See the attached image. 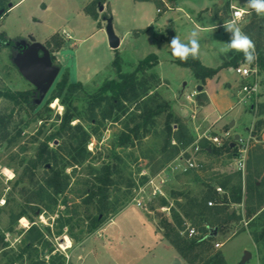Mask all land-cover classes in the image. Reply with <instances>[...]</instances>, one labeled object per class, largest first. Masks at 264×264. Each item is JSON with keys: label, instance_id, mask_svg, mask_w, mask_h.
Wrapping results in <instances>:
<instances>
[{"label": "rangeland", "instance_id": "obj_1", "mask_svg": "<svg viewBox=\"0 0 264 264\" xmlns=\"http://www.w3.org/2000/svg\"><path fill=\"white\" fill-rule=\"evenodd\" d=\"M91 1L10 0L14 6L0 17V32L5 35L0 41V91L32 90L36 102L35 109L28 112L14 107L12 122L7 127L9 134L4 136L0 129V236L4 235V242L8 244L5 250H21L26 230L34 224L41 229L50 228L52 235L48 238L66 254L71 264H173L175 258L180 259V264H186L164 238L161 228L162 220L170 216V208L176 206V199L171 197L173 192H190L192 196L201 191L210 192L198 184L202 180H209L212 188L221 186L228 196L234 185L241 186L243 198L248 196L250 180L262 182L264 190V72L259 71L255 78L257 92L246 103H240L239 88L251 79L241 78L235 72L234 68L241 64L231 62L236 52L224 55L219 51L223 43L230 40L223 24L231 19V5L246 10L238 25L245 34H250L255 47L260 44L263 50L264 17L254 15L256 13L246 6L247 0H175L173 7L162 6L160 10L154 0H103L102 10L99 2L97 7L93 6L98 16L95 18L85 10ZM107 18L111 19L114 32L121 39L116 49L109 45ZM254 22V29L248 30ZM257 25L262 28L261 32ZM194 30L198 32L199 60L216 69L215 74L206 79H197L189 68L177 64L169 46L175 36L187 42ZM22 40L26 45L41 43L50 51L53 65L59 68L51 86L37 88L21 74L16 59ZM150 53L156 54L158 60L148 70L156 75L154 89L163 100L171 102L178 122L186 127L192 141L185 136L176 143L180 129L177 131L172 125L171 146L177 144L178 153L168 159L173 148L166 145L164 113L156 117L154 125L140 138L121 145L119 136L129 113L138 112L133 105L127 113H118L116 121L115 111L106 119L99 111L94 121H90V115L75 119L72 124L81 122L90 133L86 145L89 153L81 163L65 168L69 176L65 191L56 196L49 189L48 195L42 188L48 190L45 180L50 164L29 165L40 143L55 136L64 112L58 98L52 99L46 107L56 82L68 72L70 81H80L93 91L104 79L115 77V69L110 65L116 54L123 59V71L128 72ZM198 86H202L200 91ZM87 103V100L75 101L80 110ZM126 104L129 107V103ZM13 106V102L0 96V115H8ZM204 133L220 135L223 145H212L209 151V141L202 137ZM236 134L244 139L251 136L243 171L236 169L234 155L223 150L227 143L236 140ZM195 141L201 146L198 151L192 145ZM58 143L59 139H50L49 146L55 148ZM184 151L199 163L198 170L168 173V164L175 162ZM108 162L118 170L112 175L114 184L109 195L112 210L97 228L89 231V216L95 213V207L84 201L87 198L83 195L84 182L94 180L100 167ZM158 174L166 179L161 193L152 195L151 188H147L140 198L146 206H137L139 185H144L149 177L159 180ZM176 174H181V178L176 179ZM194 174L200 181H196ZM208 196L215 201L212 192ZM162 197L169 202L167 207L161 206ZM214 204L207 203L211 211L216 206L223 207ZM230 210L235 211V216L220 227L211 242L214 249L223 253L227 264H264V246L255 249L246 233L249 228L244 203L232 205ZM23 211L25 215L19 217ZM219 216L225 219L224 213ZM66 221L69 225H63ZM60 228L62 232L57 235ZM187 228H195V224L188 223ZM217 242L220 243L218 248L215 247ZM245 251L250 252L247 260ZM2 253L0 249V264ZM16 263L22 264L20 260Z\"/></svg>", "mask_w": 264, "mask_h": 264}, {"label": "trees", "instance_id": "obj_2", "mask_svg": "<svg viewBox=\"0 0 264 264\" xmlns=\"http://www.w3.org/2000/svg\"><path fill=\"white\" fill-rule=\"evenodd\" d=\"M9 1L0 0V9H4L3 14L7 9H10L8 8ZM154 1L158 5V10L162 6L166 9L175 5V0ZM98 2L100 4L104 3L103 0H92L85 7V10L95 18L98 16L93 6L96 4L97 7L99 5ZM254 25H256L255 22L250 24L248 30L254 29ZM257 29L259 32L262 31L260 26ZM4 36L0 32V41L4 39ZM255 50L257 59L251 65L256 64L259 71L264 72V50L260 44H257ZM175 62L189 68L197 79H206L216 72L215 68L203 65L198 56L196 58L189 56L186 61L176 58ZM231 62L246 63L243 53H235L231 58ZM157 63L156 54L150 53L141 59L133 70L124 72L123 59L116 54L110 65V68L115 69V77L104 79L100 86L93 91L88 90L87 86L80 81H70L68 72L61 76L60 80L56 82L52 95L46 102V107H48L52 99L58 98L64 106L58 130L54 134L55 136H49L44 142L40 143L37 153L31 160V165H29L30 167H36L50 164V172L45 180L48 190L42 188L43 191L50 195L49 189H52L53 194L56 196L65 191L69 183V176L65 173V168L81 163L89 153L86 148L90 139L89 131L81 122L72 124V121L87 115H90V121H94L97 111L105 119L112 117L114 111L117 112L114 116L116 121L119 119L118 113H127L132 105L135 106L134 110L138 112L129 113V119L125 122L124 130L119 136L121 145H127L129 142L132 143L134 139L140 138L144 135L143 133L149 131L150 126L154 125L156 117L164 113L166 145L173 148V152L169 154L168 159L173 158L178 153V145L171 146L174 125L177 127V131L180 129L178 131L179 135L175 140L176 143L181 142L183 140L182 137L185 136L189 137V142L192 141V136L186 131V127L178 122L179 118L175 116L171 102L163 100L159 92L154 89L153 81L156 75L149 73L148 70ZM0 96L14 103L8 115H0V129L5 136L9 134L7 127L12 122L14 107L28 112L29 109H35L36 102H34L33 97L35 96L32 90L13 91L6 89L5 91H0ZM85 100L88 103L86 107L83 106L80 110L75 101ZM126 103H129V107L126 106ZM27 123L28 121H26L25 125ZM130 123H133V125L130 126ZM23 126H19L18 134H20ZM12 139H15V137ZM50 139H59V143L55 148L49 146ZM212 149H209V151ZM223 150L234 155L237 149L236 146L229 142L223 147ZM117 171V166H113L108 162L100 167L94 180H86L84 182L83 195L87 197L84 201L88 204L93 203L95 207V213L89 216V231L97 228L112 210L109 195L111 186L114 184L112 175ZM180 175L176 174V179H180ZM194 176L197 178L196 181H200L197 174H194ZM208 182L209 180H202L198 184H202L210 190L214 195V205H222V208L216 206L215 210L211 211L212 208L207 205L210 192L204 194L201 191L196 196H192L190 192L178 191L173 192L171 195L172 198L176 199V206L170 208V216L162 220L161 228L163 229L164 238L171 244L178 256L186 264H227L223 253L214 249L211 243L214 238L209 234L213 227H218L220 230V227L224 226L225 222L231 221L235 216V211L232 212L230 210L232 205L241 204L242 202L245 207L249 233L257 247L264 246V190L262 182L257 183V180L248 181V196H245V198L242 196L241 186H232L230 196H228L226 192L217 193L215 190L216 186L212 188ZM63 203L67 204V201L64 200ZM168 204L169 202L166 198L162 197L161 206L167 207ZM221 213L225 214V219L219 216ZM24 215L23 211L18 216ZM69 223V221H66L63 225H69ZM188 223L195 224V235H189ZM61 232L62 229L60 228L56 234L58 235ZM49 235H52V232L48 226H45V229H41L32 224L26 230L23 247L18 252L13 250L6 251L5 248L8 244L4 242V235H1L0 242H3V245L0 246V249L3 251L2 256H4L1 264H17L16 262L19 260L22 264H71L66 254L48 238Z\"/></svg>", "mask_w": 264, "mask_h": 264}, {"label": "built area", "instance_id": "obj_3", "mask_svg": "<svg viewBox=\"0 0 264 264\" xmlns=\"http://www.w3.org/2000/svg\"><path fill=\"white\" fill-rule=\"evenodd\" d=\"M232 8V12H231V19H233L235 12L240 11L242 13L241 18L239 20H241L244 16V14L246 13V10H244L243 8L231 5ZM238 20V21H239ZM246 63H241L240 65L236 66L235 72L244 79H251V82L249 83H244L241 85V87L239 88V93L240 95V103H246V101L249 98H252V96L257 92L258 89V81L255 80L256 76L258 75L259 69L258 66L256 64H253L249 67H247L245 65ZM228 133H224V135H227ZM202 137H205L208 141H209V147L207 149H210V147L212 145L214 146H222L223 145V137L221 138L220 135H214V136H208L207 134H202ZM200 139L201 135L198 136ZM250 137H248V139H244L239 135V138L237 140H235L234 142H231L232 145L236 146V153L233 156V160H234V164L236 166L237 170H244L245 168V159H246V153H247V144L250 140ZM193 148L195 151H198L201 149L200 143L199 141H195L193 144ZM200 167L199 163L196 161V159H194V157L191 156H186L185 151L181 152L176 158H175V162H173L172 164H168V173H187L191 170H198V168ZM145 175V172L142 174ZM159 180L156 181L155 176L154 177H149L146 179L144 185L140 186L139 185V189H138V193H137V197L135 198L137 201V206L143 208L145 207V203L141 202L142 195L144 192H146V189L151 188L150 191L152 193V195H155L157 193H161V187L163 186V184L165 183V178H163L160 174H158ZM156 182V183H155ZM215 190L217 193L221 194L224 193V190L222 189L221 186H216ZM208 205H213L214 201L209 200ZM188 232L189 235H195L196 234V230L195 228H188ZM220 246V243H215V247L218 248Z\"/></svg>", "mask_w": 264, "mask_h": 264}, {"label": "water", "instance_id": "obj_4", "mask_svg": "<svg viewBox=\"0 0 264 264\" xmlns=\"http://www.w3.org/2000/svg\"><path fill=\"white\" fill-rule=\"evenodd\" d=\"M14 4L12 2L8 3V8H12ZM99 9H103V5H99ZM4 9H0V15H2ZM106 33L108 36L109 45L111 48L116 49L120 45V38L115 34L112 22L110 18H107ZM22 48L19 54V58L16 62L19 66L21 74L35 87L46 88L51 86L58 74L59 68L53 65L51 53L48 48L38 42H31L30 44H24L22 40ZM197 89L200 91L202 86H198ZM233 124L231 122L230 126ZM236 140L239 135L236 134L234 137ZM218 227L211 229L210 236L216 237L218 235ZM250 255V252L246 251L244 259ZM173 264H180V259L175 258Z\"/></svg>", "mask_w": 264, "mask_h": 264}, {"label": "clouds", "instance_id": "obj_5", "mask_svg": "<svg viewBox=\"0 0 264 264\" xmlns=\"http://www.w3.org/2000/svg\"><path fill=\"white\" fill-rule=\"evenodd\" d=\"M246 6L253 10L257 16L264 17V0H247ZM240 11L235 12L233 19L224 22L223 27L230 34V40L223 43L219 49L221 54L227 55L229 52L243 53L244 60L248 64L254 63L257 59L255 43L245 34L238 25L241 18ZM172 56L182 61H186L189 56L196 58L200 50L198 32L192 31L187 42H183L175 36L169 43Z\"/></svg>", "mask_w": 264, "mask_h": 264}, {"label": "crops", "instance_id": "obj_6", "mask_svg": "<svg viewBox=\"0 0 264 264\" xmlns=\"http://www.w3.org/2000/svg\"><path fill=\"white\" fill-rule=\"evenodd\" d=\"M68 37H70V35L68 34ZM120 42H121V39H120ZM249 236H250V238L252 239V241H253V244H254V248L256 249V244L254 243V240H253V238H252V236H251V234L247 231L246 232ZM246 252V251H245ZM175 253L177 254V252L175 251ZM176 254H174V257H176ZM177 256H178V254H177ZM245 260H247V259H245Z\"/></svg>", "mask_w": 264, "mask_h": 264}]
</instances>
